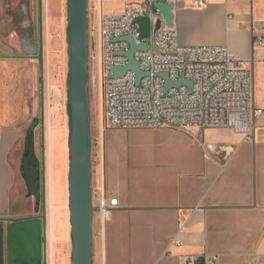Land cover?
<instances>
[{"label": "crops", "instance_id": "1", "mask_svg": "<svg viewBox=\"0 0 264 264\" xmlns=\"http://www.w3.org/2000/svg\"><path fill=\"white\" fill-rule=\"evenodd\" d=\"M19 2L0 0V145L13 144L22 134L26 137L33 121L26 123L27 114L35 105L38 109L37 71L31 58L35 53L25 47L32 39L14 26ZM218 4L222 2L200 11ZM31 12L30 6L29 21L36 18ZM175 15L180 27L187 14L177 10ZM241 23L211 31L216 39L208 45H225L244 61L251 77L252 106L264 110V50L252 45L253 37L264 35V20L255 31ZM255 124L248 139L227 129L205 130L208 156L199 142L171 129L113 130L106 129L104 121L97 126L91 193L102 192L117 206L100 234L94 218L92 264H179L180 256H193L198 264L206 258L218 264H264V113ZM50 155L45 161L50 237L46 260L68 264L65 163L57 178ZM10 172L0 150L3 264H41L40 211L31 194L24 199L21 184H13ZM55 219L60 223L57 232ZM174 240L179 246L172 244Z\"/></svg>", "mask_w": 264, "mask_h": 264}, {"label": "built area", "instance_id": "2", "mask_svg": "<svg viewBox=\"0 0 264 264\" xmlns=\"http://www.w3.org/2000/svg\"><path fill=\"white\" fill-rule=\"evenodd\" d=\"M230 0H97L95 9L102 4L122 3L119 15L99 13L98 32L94 47L88 48V67L96 73L102 86L103 114L106 129L134 130L167 128L182 132L200 143L208 156L209 147L203 143L208 129H227L246 139L250 138L264 110L252 106L250 72L244 61L234 56L227 46L184 45L175 27L167 28L155 9L156 4L173 3L174 12L182 9L201 10L213 2ZM253 2L256 0H239ZM177 9V10H176ZM146 18L150 34L141 38L136 20ZM225 14V21H232ZM160 27L156 30V23ZM132 36L147 50H137L133 59L143 76L136 83L135 75L126 71L114 77L115 68H125V54L129 44L116 41ZM252 45L264 50V35L252 38ZM166 74L171 82L182 75L192 83L191 91L184 85L170 88L164 93ZM196 129V132H191ZM91 202L100 230L117 201L102 192L92 194ZM173 245L179 246L178 241ZM165 255H170L167 251ZM179 264H198L193 256L178 257ZM204 264H218L206 258Z\"/></svg>", "mask_w": 264, "mask_h": 264}, {"label": "rangeland", "instance_id": "3", "mask_svg": "<svg viewBox=\"0 0 264 264\" xmlns=\"http://www.w3.org/2000/svg\"><path fill=\"white\" fill-rule=\"evenodd\" d=\"M97 0H87V45L88 48L94 47V40L98 32L99 13L103 15H119L123 11L122 3H104L98 10L95 9ZM177 10V9H176ZM180 10V9H179ZM203 10V9H201ZM187 14V17L180 27L177 22V15L174 21V27L179 37L184 40L187 45L201 43L202 45L211 44L209 41L215 40L216 36L211 31L217 32L219 29L230 27L234 22L243 21L242 27H248L255 31L256 25L264 20V1H239L230 0L222 5L210 7L203 13L200 10H180ZM195 11V13H194ZM199 12V13H197ZM225 14L232 17V22L224 20ZM138 26V33L141 38L150 34L149 21L146 18H140L135 22ZM66 0H42V28L44 40L43 53V81H44V114H45V161L46 156L50 155L53 162L54 172L60 174L62 162L65 163V184L68 190V118L66 114V76H67V46H66ZM89 77V101H90V130L91 132V179L95 148H96V127L104 121L103 114V95L102 86L96 73L88 67ZM26 123L33 120L29 131H32L34 141L35 155H38L39 148V109L36 105L34 109L27 114ZM24 132L25 129H23ZM28 132V131H27ZM25 135V134H24ZM23 134L19 136L13 144L0 145L1 156L6 166L10 168V175L13 176V184H21V193L24 199H28L30 193L27 191L20 174V163L25 152V137ZM47 167V163H46ZM13 173V174H12ZM15 176V177H14ZM23 184V185H22ZM56 188H59L56 181ZM90 189L91 185H90ZM92 191V190H91ZM59 192L56 193V198ZM39 209V210H38ZM37 212L40 211V204ZM54 216H58V209L54 208ZM68 211V206L66 207ZM26 214V213H25ZM21 217V216H17ZM26 217V216H24ZM56 220V219H55ZM69 223V219H68ZM60 227L59 221L54 223V231H58ZM49 231L46 234V247L49 245ZM97 226L92 218V262L95 261L96 255ZM57 239L54 245L58 246ZM67 249L69 253L68 264H70L71 239L70 225L68 224ZM47 257V254H46Z\"/></svg>", "mask_w": 264, "mask_h": 264}, {"label": "water", "instance_id": "4", "mask_svg": "<svg viewBox=\"0 0 264 264\" xmlns=\"http://www.w3.org/2000/svg\"><path fill=\"white\" fill-rule=\"evenodd\" d=\"M174 4H156L155 9L162 17L167 28L174 27L176 18ZM66 46H67V76H66V114L68 118V211L70 224L71 252L70 264H92V218L98 211L91 202V137H90V101L88 77V45H87V0H66ZM39 20V50L37 55L39 65V146H40V220H41V264L46 260V195H45V114H44V81H43V33H42V0H38ZM160 21L156 23V30ZM116 41H125L129 50L125 54L128 64L125 68H115L114 77H120L126 71L135 75L136 83L143 74L133 59L137 50H147L148 45L137 44L132 36ZM164 84V93L170 88L182 85L191 91L192 83L186 82L181 75L178 81L171 82L166 74L159 75ZM28 153L23 162L22 172L28 161H32L33 144L31 136L27 139ZM34 176L37 170L33 167ZM33 180L26 179V186L32 188V194L37 192ZM3 225L0 223V264H3Z\"/></svg>", "mask_w": 264, "mask_h": 264}, {"label": "flooded vegetation", "instance_id": "5", "mask_svg": "<svg viewBox=\"0 0 264 264\" xmlns=\"http://www.w3.org/2000/svg\"><path fill=\"white\" fill-rule=\"evenodd\" d=\"M30 6L32 12H35L36 18L33 20L29 21L28 16L30 14ZM8 8L6 12H8ZM31 12V13H32ZM38 0H20L19 6L17 7V17H16V22L14 23V26L17 25L18 31L24 35L27 38H31L32 41L31 43L27 44L25 47L27 49L33 51L35 54L31 57L32 60L35 62V67L37 71V96H38V109H39V65H38V60H37V55H38V50H39V20H38ZM43 33V29H42ZM43 53H44V40H43ZM22 58V57H21ZM44 59V58H43ZM31 136L32 144L34 147V141H33V134L32 131L28 130L27 133V138L25 140V152L22 156V160L20 163V174L23 176V179L26 184V179L33 180L35 177V183H37L36 190L37 192L35 194H32L33 189L32 188H27V191L31 194L32 197L35 198V207L38 209V205L40 204V196H41V175H40V146L38 148V155H35V151L33 148V156H32V161H28L26 166H25V171L22 172L23 168V162L25 159L26 154L28 153L27 150V139L28 137ZM33 167L37 170V174L34 176L33 172ZM39 210V209H38ZM2 224V222L0 221Z\"/></svg>", "mask_w": 264, "mask_h": 264}]
</instances>
